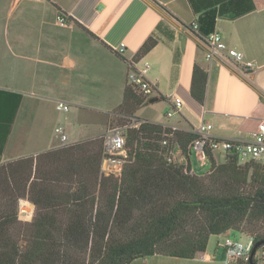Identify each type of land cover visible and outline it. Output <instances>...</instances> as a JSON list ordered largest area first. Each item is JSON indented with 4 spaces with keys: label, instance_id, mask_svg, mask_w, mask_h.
Returning a JSON list of instances; mask_svg holds the SVG:
<instances>
[{
    "label": "crops",
    "instance_id": "0c3cea01",
    "mask_svg": "<svg viewBox=\"0 0 264 264\" xmlns=\"http://www.w3.org/2000/svg\"><path fill=\"white\" fill-rule=\"evenodd\" d=\"M252 1L254 11L236 19L218 17L214 28L229 49L254 63L246 70L206 60L205 47L189 29L199 14L188 0H0V91L22 96L2 162L60 147L58 128L66 145L92 138L103 124L95 125V114L106 115V124L121 104L131 61L148 64V78L156 85L151 96L156 102L148 104L150 117L144 121L181 132L208 122L218 138L249 140L264 118V0ZM58 14L66 16L64 28L56 24ZM179 36L186 38L183 50ZM149 39L154 46L139 55ZM121 43L126 49L118 55ZM195 64L208 73L203 105L189 92ZM174 98L182 109L166 123L156 113L166 115ZM57 102L68 104L72 116L50 114V103L60 112ZM227 236L238 234L212 236L214 247L207 245L194 259L155 255L130 264H224L219 244Z\"/></svg>",
    "mask_w": 264,
    "mask_h": 264
},
{
    "label": "trees",
    "instance_id": "16d2710c",
    "mask_svg": "<svg viewBox=\"0 0 264 264\" xmlns=\"http://www.w3.org/2000/svg\"><path fill=\"white\" fill-rule=\"evenodd\" d=\"M188 2L199 14L203 36L214 32L218 17L236 19L256 9L252 0ZM153 46L149 39L139 55ZM207 78L195 64L189 92L200 105ZM21 99L0 91V264H130L155 255L194 259L212 236L227 232L264 241V163L240 164L230 155L216 164L209 155L208 174L188 175L165 158L162 125L148 121L127 131L126 147L135 150V160L120 180L99 175L102 137L2 162ZM150 100L127 85L113 113L125 125ZM174 136L184 151L195 137L181 131ZM20 199L36 208L30 224L18 219Z\"/></svg>",
    "mask_w": 264,
    "mask_h": 264
},
{
    "label": "built area",
    "instance_id": "2783aa9c",
    "mask_svg": "<svg viewBox=\"0 0 264 264\" xmlns=\"http://www.w3.org/2000/svg\"><path fill=\"white\" fill-rule=\"evenodd\" d=\"M57 26L64 28L66 26V16L58 14L56 16ZM194 36L205 47V58L208 61L219 59L220 61L233 65L240 66L246 70L254 69V63L247 61L244 55L235 50L229 49L224 43L222 37L213 32L208 36H203L198 30L196 22L192 23ZM126 49L125 44L121 43L115 49L116 54L122 55ZM129 71L127 73V84L131 86L138 94L145 98H151L156 89L154 82L148 78L150 66L148 64L138 65L137 62L131 61L128 64ZM182 101L179 98H174L171 101V107L166 112V118L170 119L174 115L180 113L182 109ZM56 110L67 112L69 105L64 102L56 103ZM144 120L131 119L125 125L114 126L108 128L103 138V156L100 163L99 175L101 178H115L120 180L123 169L126 165L133 163L135 160V150L130 151L126 147L128 129H139ZM179 130L173 126L162 125L161 138L159 145L165 150V158L169 163L183 167L184 173L196 176L194 165L197 168H207L204 174L210 171V157L218 164L215 155L222 154L224 161L227 156L234 155L238 158L240 164L249 160H255L264 163V118H262L256 129L251 133L249 140H230L221 139L211 134L212 125L208 122H201L198 126L189 130V133L195 137L187 144L184 151L178 141L175 139L174 133ZM56 133L60 136L62 145H66L67 136L62 132V129H56ZM18 205V217L24 221H30L32 217L33 205L25 204ZM236 233V232H234ZM238 236L223 237V241L219 244V248L223 254L224 264L232 262L237 264H247L254 262L255 264H264V246L258 248L251 257L254 238L244 233H237ZM220 236V235H219ZM246 239L242 242L241 238Z\"/></svg>",
    "mask_w": 264,
    "mask_h": 264
},
{
    "label": "rangeland",
    "instance_id": "374dc122",
    "mask_svg": "<svg viewBox=\"0 0 264 264\" xmlns=\"http://www.w3.org/2000/svg\"><path fill=\"white\" fill-rule=\"evenodd\" d=\"M147 106H148V105H146V106L140 108L139 110H137V111L135 112V117H136L137 119H139V120L149 119V117H150V110H149V108H148ZM47 110L49 111L50 114L53 113V115H54L55 112H56L57 115L60 116L61 119H63L64 117L72 116V114H70V113H66V112H62V111H60V112L55 111V109H54V104H52V103H50V104L48 105ZM152 113H153V112H152ZM162 113H163V112L158 111L156 114H157V116L160 117L161 119H162V118L165 119V121H167L166 123H168V121H169L170 119H168V118H166V116H164L165 113H164V114H162ZM160 118H159V119H160ZM94 119H95V120H94V121H95V125L98 126V128H99V123H100L101 121H103V124H102V125L100 126V128L98 129L99 132H98L97 134H95L94 136H92V138H90V139H100V138L104 135V133L106 132V130H107L108 128H111V127H114V126H122L120 123L124 122V120L118 119V116H115L114 113H112V118H111V119L109 120V122H107L106 124H105V122H106V115L103 116L102 114H95ZM125 123H126V121H125ZM104 124H105V126L103 127ZM126 124H127V123H126ZM17 127H18V124L16 125L15 128H17ZM57 135H58V134H57ZM59 138H60V136L58 135V137H57V140H58V141H59ZM61 146H63V145H61ZM64 146H65V145H64ZM217 162H219V164L222 163V162H224V158H223V160H220V161L218 160ZM242 164H244V163H242ZM194 170H195V171L197 172V174H199V176H200V175H204V173L206 172L207 168L200 169V168H197V165L195 164V165H194ZM207 174H208V173H207ZM26 200H27V199H26ZM18 202H19V201H18ZM21 204H23V203H21ZM31 204H32V203H31ZM18 205H19V203H17V205H16L17 215H18V210H19V209H18ZM28 207H29V206L26 204L25 208H28ZM35 214H36V208H35V209L33 208L31 220H30V221H20L21 224H22V225L30 224V223L32 222V220H33ZM241 240H242V242H245V241H246V239H245L244 237H242ZM222 241H223V239H221V242H222ZM214 245H215V238H210V239H209V242H208V249L210 250L212 247H214Z\"/></svg>",
    "mask_w": 264,
    "mask_h": 264
},
{
    "label": "water",
    "instance_id": "95a60500",
    "mask_svg": "<svg viewBox=\"0 0 264 264\" xmlns=\"http://www.w3.org/2000/svg\"><path fill=\"white\" fill-rule=\"evenodd\" d=\"M101 5H99L98 6V8L97 9H101ZM179 38V40H180V43H181V48H182V50L184 49V46H185V41H186V38L184 37V36H179L178 37ZM156 102V99H152V100H150V104H152V103H155ZM261 246H264V241H258L257 243H255V245L253 246V249H252V251H251V257L254 255V253H255V251L258 249V248H260Z\"/></svg>",
    "mask_w": 264,
    "mask_h": 264
}]
</instances>
